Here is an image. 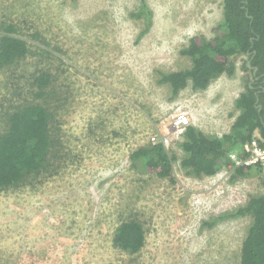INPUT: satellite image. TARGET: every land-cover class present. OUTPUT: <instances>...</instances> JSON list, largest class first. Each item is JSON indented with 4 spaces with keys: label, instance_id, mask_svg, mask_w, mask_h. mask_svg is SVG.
<instances>
[{
    "label": "rangeland",
    "instance_id": "1",
    "mask_svg": "<svg viewBox=\"0 0 264 264\" xmlns=\"http://www.w3.org/2000/svg\"><path fill=\"white\" fill-rule=\"evenodd\" d=\"M143 3L152 26L137 41L148 20L137 14ZM222 19L223 0H0V21L52 55L0 70V133L47 70L65 97L57 120L68 154L35 187L0 191V264H241L251 217L206 221L264 192V172L197 180L177 160L172 181L131 160L153 136L162 138L179 109H191L193 126L208 135L230 132L250 76L245 57L236 59L234 78L223 75L205 91L188 87L172 99L158 82L159 72L190 67L180 51L192 37L212 38ZM168 150L181 157L177 145ZM129 219L146 232L136 255L113 244Z\"/></svg>",
    "mask_w": 264,
    "mask_h": 264
},
{
    "label": "trees",
    "instance_id": "2",
    "mask_svg": "<svg viewBox=\"0 0 264 264\" xmlns=\"http://www.w3.org/2000/svg\"><path fill=\"white\" fill-rule=\"evenodd\" d=\"M137 14H146L148 18L146 28L138 36L137 41H140L152 26V13L143 3ZM213 32L210 39L192 37L180 51L191 61L190 67L170 73L159 72L158 82L169 87L172 99L188 87L193 91H205L223 75L234 78L236 59L245 57L242 67L250 76H244L245 91L235 100L239 114L230 132L222 136L208 135L193 125L188 126L183 140L178 143L181 157L160 142L139 148L131 155V160L143 173L174 181L173 162L180 160L181 168L191 177L215 176L229 169L230 154H241L243 145L256 132L264 141V0H223V19ZM18 33V26L0 21V70L30 56H52L47 48L32 46ZM34 35L42 41L40 34ZM34 85L36 92L24 97L3 122L0 191L35 187L44 176L56 173L68 156L57 120L65 104L57 80L51 72L40 70ZM231 171L233 182L262 172L256 166H240ZM245 216L252 220L242 245L241 264H264V192L250 197L236 211L206 223L213 227L219 220ZM145 243V229L137 220H124L114 232V247L126 254L140 253Z\"/></svg>",
    "mask_w": 264,
    "mask_h": 264
},
{
    "label": "built area",
    "instance_id": "3",
    "mask_svg": "<svg viewBox=\"0 0 264 264\" xmlns=\"http://www.w3.org/2000/svg\"><path fill=\"white\" fill-rule=\"evenodd\" d=\"M193 123H195V118L193 116L192 110L189 108H186V110L179 109L178 113L174 115L172 122L166 126L165 132H162V138L159 140L157 136H153L151 138L152 143L156 144L160 142L167 149H169V147H171L173 144L177 145L178 147V143L183 140V134L186 128L190 125H193ZM241 150L242 155L240 152H233L230 154L229 158L231 164L229 169H226L222 172L232 173L231 170L233 168L240 166H256L261 168L262 172H264V141L258 132H256L250 141L243 145ZM215 176L205 178L213 179Z\"/></svg>",
    "mask_w": 264,
    "mask_h": 264
}]
</instances>
